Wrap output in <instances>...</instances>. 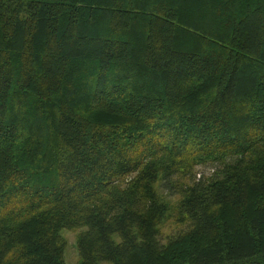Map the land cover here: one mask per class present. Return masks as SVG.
Returning a JSON list of instances; mask_svg holds the SVG:
<instances>
[{"label": "trees", "instance_id": "16d2710c", "mask_svg": "<svg viewBox=\"0 0 264 264\" xmlns=\"http://www.w3.org/2000/svg\"><path fill=\"white\" fill-rule=\"evenodd\" d=\"M63 231L77 264H264V0H0V264Z\"/></svg>", "mask_w": 264, "mask_h": 264}, {"label": "rangeland", "instance_id": "374dc122", "mask_svg": "<svg viewBox=\"0 0 264 264\" xmlns=\"http://www.w3.org/2000/svg\"><path fill=\"white\" fill-rule=\"evenodd\" d=\"M217 170L216 166H210L207 165L203 168H198L196 170V177L202 176L205 179L211 178L213 176L214 171ZM168 226H166L165 224L161 225V232L163 233V235H166L168 233ZM63 240L66 243L65 246V250L63 253V260H64V264H77L78 262V254H77V250H76V235L75 233H69L66 231H63L61 233Z\"/></svg>", "mask_w": 264, "mask_h": 264}]
</instances>
